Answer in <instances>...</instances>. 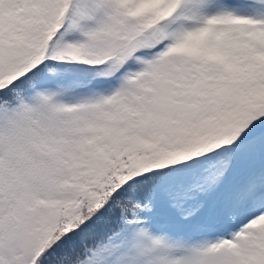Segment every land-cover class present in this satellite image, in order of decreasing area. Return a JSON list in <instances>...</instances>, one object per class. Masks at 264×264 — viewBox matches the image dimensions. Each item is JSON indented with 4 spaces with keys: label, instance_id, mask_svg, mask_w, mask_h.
<instances>
[{
    "label": "snow or ice",
    "instance_id": "snow-or-ice-1",
    "mask_svg": "<svg viewBox=\"0 0 264 264\" xmlns=\"http://www.w3.org/2000/svg\"><path fill=\"white\" fill-rule=\"evenodd\" d=\"M0 264H264V0H0Z\"/></svg>",
    "mask_w": 264,
    "mask_h": 264
}]
</instances>
